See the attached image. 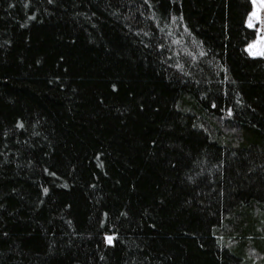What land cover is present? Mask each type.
I'll return each instance as SVG.
<instances>
[{"label": "trees", "instance_id": "trees-1", "mask_svg": "<svg viewBox=\"0 0 264 264\" xmlns=\"http://www.w3.org/2000/svg\"><path fill=\"white\" fill-rule=\"evenodd\" d=\"M251 9L0 0V264H264Z\"/></svg>", "mask_w": 264, "mask_h": 264}, {"label": "rangeland", "instance_id": "rangeland-1", "mask_svg": "<svg viewBox=\"0 0 264 264\" xmlns=\"http://www.w3.org/2000/svg\"><path fill=\"white\" fill-rule=\"evenodd\" d=\"M251 3L246 25L256 30V38L246 47V51L250 56L264 58V0H251Z\"/></svg>", "mask_w": 264, "mask_h": 264}, {"label": "snow or ice", "instance_id": "snow-or-ice-1", "mask_svg": "<svg viewBox=\"0 0 264 264\" xmlns=\"http://www.w3.org/2000/svg\"><path fill=\"white\" fill-rule=\"evenodd\" d=\"M250 26H251V25H250ZM108 240H109V242H111V241H112V238H111V237H109V238H108Z\"/></svg>", "mask_w": 264, "mask_h": 264}]
</instances>
